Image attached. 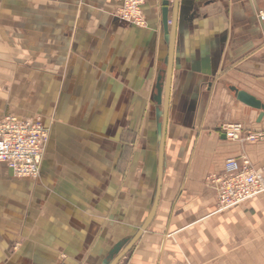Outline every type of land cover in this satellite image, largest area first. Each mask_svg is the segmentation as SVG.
Wrapping results in <instances>:
<instances>
[{"label":"crops","instance_id":"obj_1","mask_svg":"<svg viewBox=\"0 0 264 264\" xmlns=\"http://www.w3.org/2000/svg\"><path fill=\"white\" fill-rule=\"evenodd\" d=\"M0 0V120L41 119L40 174L0 165V264H109L148 217L173 59L158 204L116 264H264V193L219 211L215 179L246 157L264 177V0ZM161 102H158V95ZM238 123L263 139H226Z\"/></svg>","mask_w":264,"mask_h":264},{"label":"built area","instance_id":"obj_2","mask_svg":"<svg viewBox=\"0 0 264 264\" xmlns=\"http://www.w3.org/2000/svg\"><path fill=\"white\" fill-rule=\"evenodd\" d=\"M120 4L116 16L133 25H143L141 6L144 0H115ZM264 20V14L261 15ZM226 139L235 142L256 143L261 134L250 133L238 123L222 127ZM47 131L40 118L31 119L6 116L0 120V165L10 169L15 178L36 179ZM216 207L219 211L232 209L260 193H264V177L252 168L246 157L228 158L224 162L223 174L214 181Z\"/></svg>","mask_w":264,"mask_h":264},{"label":"water","instance_id":"obj_3","mask_svg":"<svg viewBox=\"0 0 264 264\" xmlns=\"http://www.w3.org/2000/svg\"><path fill=\"white\" fill-rule=\"evenodd\" d=\"M168 4L169 0H163L162 2V21L163 24L166 25L168 23L167 20V13H168ZM178 3L177 0H174L173 4V19H172V30L175 26L176 21V13H177ZM172 59H173V38H171L169 52H168V60L166 66V75H165V82H164V93H163V103H162V121L159 127V148H158V169H157V186L155 191V197L152 209L144 221L143 225L140 227L138 232L135 236L128 242V244L118 253V255L109 263V264H116L123 255L132 247V245L138 240L142 232L146 229L148 224L150 223L152 217L154 216L158 199L160 195V187H161V180H162V166H163V154H164V140H165V132L167 126V118H168V105H169V95H170V84H171V73H172ZM236 98L242 102L243 104L260 111V117L264 115V105L260 101H257L255 98L251 97L250 95L235 91ZM158 102H161V96L158 95Z\"/></svg>","mask_w":264,"mask_h":264},{"label":"rangeland","instance_id":"obj_4","mask_svg":"<svg viewBox=\"0 0 264 264\" xmlns=\"http://www.w3.org/2000/svg\"><path fill=\"white\" fill-rule=\"evenodd\" d=\"M144 1H145V0H144ZM141 8H142V6H141ZM141 13H142V16H143V21H144V23H143V25H141V26H136V27H144V26H145V18H144V15H143L142 10H141Z\"/></svg>","mask_w":264,"mask_h":264}]
</instances>
